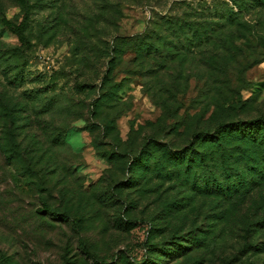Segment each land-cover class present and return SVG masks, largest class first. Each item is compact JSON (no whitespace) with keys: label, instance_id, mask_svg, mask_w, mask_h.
I'll return each instance as SVG.
<instances>
[{"label":"rangeland","instance_id":"rangeland-1","mask_svg":"<svg viewBox=\"0 0 264 264\" xmlns=\"http://www.w3.org/2000/svg\"><path fill=\"white\" fill-rule=\"evenodd\" d=\"M246 1L231 32L188 16L234 0H0V264H264V186L223 198L162 158L264 116V8ZM144 151L159 171L133 170Z\"/></svg>","mask_w":264,"mask_h":264},{"label":"trees","instance_id":"trees-1","mask_svg":"<svg viewBox=\"0 0 264 264\" xmlns=\"http://www.w3.org/2000/svg\"><path fill=\"white\" fill-rule=\"evenodd\" d=\"M255 1L254 6L264 8V0ZM248 4L246 0H234V5L239 6L238 9L240 12L228 6L212 5L211 7H205L201 12L194 10L188 18H213V20L219 21L216 22L215 25H217V27L222 26L221 29L224 31L229 30L232 32L234 29L243 31L246 30V26L245 24L243 25L241 21H238V18L239 14L245 11V7H247ZM177 19L169 18L162 24L165 26L167 25L173 31H176V33L177 31H183L185 34L192 33L196 41L195 43H200L202 41L201 33L198 31L199 28H201L206 32L207 28L205 26L199 27L190 20L179 22L181 19ZM6 23L10 24L9 22ZM25 27V22H23L20 27L13 28L22 42L27 44L24 36ZM144 38H146L145 35L133 39V43L141 47V45L144 44ZM150 38L152 40L153 36ZM129 41H131V39ZM125 45H129V43ZM154 47L153 44L147 43L145 48H140V51L151 55L156 51ZM225 143H234L235 148L233 149V154H230L229 157H225L223 160L222 177H217L211 172L210 165L211 162L214 161L213 157L216 156L215 148H219ZM197 147H202L204 150L199 152L195 149ZM162 151V158L165 159L168 165H172L178 169L179 174L184 171V166L185 174L188 175L194 172L195 167L208 170L203 181L205 183V191L210 193L215 192L216 195L223 198H232L234 196L241 197L256 188L264 186V116L250 121L238 120L224 122L219 124L213 133L203 131L195 134L190 147H186L183 151L173 152L168 149H163ZM217 152L222 153L221 150ZM145 154L149 155L148 152L144 151L132 159V166H134L133 170H137V168L147 170L146 167L154 165V170L159 171L160 167L158 164L162 162L151 161L152 157L145 158ZM234 166H236V168H234ZM128 182L130 183L131 179ZM257 226L264 229V218L257 223ZM179 240V238H174L171 242L173 246L176 247L177 253H181L184 250V246L178 242ZM197 241H199V239H197L196 242ZM252 248L255 251L258 250L256 245L252 246ZM162 251L165 250L162 249ZM260 252H264V250Z\"/></svg>","mask_w":264,"mask_h":264}]
</instances>
